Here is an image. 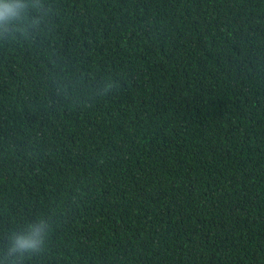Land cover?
Here are the masks:
<instances>
[{
	"label": "trees",
	"instance_id": "16d2710c",
	"mask_svg": "<svg viewBox=\"0 0 264 264\" xmlns=\"http://www.w3.org/2000/svg\"><path fill=\"white\" fill-rule=\"evenodd\" d=\"M20 2L0 264H264V0ZM41 219L43 249L10 256Z\"/></svg>",
	"mask_w": 264,
	"mask_h": 264
},
{
	"label": "clouds",
	"instance_id": "9594fccd",
	"mask_svg": "<svg viewBox=\"0 0 264 264\" xmlns=\"http://www.w3.org/2000/svg\"><path fill=\"white\" fill-rule=\"evenodd\" d=\"M30 3H21L20 0H0V35L11 32L17 22H22L24 16L29 14ZM35 7V6H32ZM43 5L35 8L39 11ZM49 224L41 219L35 224H29L23 234H14L11 239L8 253L10 256H23L24 254L38 253L44 245L48 235Z\"/></svg>",
	"mask_w": 264,
	"mask_h": 264
}]
</instances>
